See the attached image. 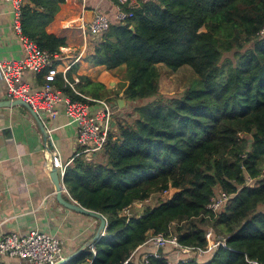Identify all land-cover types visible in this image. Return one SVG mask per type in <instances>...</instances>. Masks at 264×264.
Masks as SVG:
<instances>
[{"label":"trees","instance_id":"16d2710c","mask_svg":"<svg viewBox=\"0 0 264 264\" xmlns=\"http://www.w3.org/2000/svg\"><path fill=\"white\" fill-rule=\"evenodd\" d=\"M30 1L35 7L22 6L23 34L59 53L66 40L47 27L65 0ZM263 27L264 0H143L126 23L111 24L91 62L123 69L116 96L123 91L130 108L103 150L76 157L64 176L71 198L105 215L108 227L95 254L86 247L64 264H174L170 247L144 263L155 249L148 238L173 234L205 248L209 229L231 249L178 264H245L247 256L264 263ZM159 64L173 72L188 65L197 78L164 95ZM82 79L101 98L100 87ZM56 86L86 101L62 75ZM164 190L174 191L157 206L124 212ZM223 191L230 198L213 212L208 206Z\"/></svg>","mask_w":264,"mask_h":264},{"label":"crops","instance_id":"0c3cea01","mask_svg":"<svg viewBox=\"0 0 264 264\" xmlns=\"http://www.w3.org/2000/svg\"><path fill=\"white\" fill-rule=\"evenodd\" d=\"M135 1L140 5L143 0ZM23 2L24 5L35 7L30 0ZM89 10L94 13L101 11L108 15L112 24L117 23L114 0H87L85 5L82 0H65L60 4L55 20L47 27L48 32L66 40L56 65L59 75L67 77L69 74L72 82H75V88L81 85L87 91L84 94L76 88L79 95L85 98L90 112H100L102 105L99 101L104 100L113 105V116L121 121L130 107L127 101L123 108L117 104L123 94L121 91L116 96L121 80L120 69L109 71L105 65L91 62L101 38L83 30L82 23L86 22L85 15ZM15 19L13 0H0V58L3 60L19 59L26 55L13 27ZM82 77H88L100 87L101 98H94V86ZM20 82L27 83L32 91H39L44 83V73L25 71ZM6 100H9L7 85L0 82V101ZM56 106L60 110L56 118L44 116L42 119L52 143L50 147L46 146L42 131L31 113L19 106L0 107V235L13 232L25 235L37 229L61 239L62 255L69 256L95 236L100 221L67 208L57 199L56 186L50 176V151L54 145L62 161H70L71 164L81 146L77 140V123L64 112V103ZM113 120L115 126L116 121ZM63 196L67 200L71 199L64 190ZM173 254L175 258L176 254ZM22 263L16 257H0V264Z\"/></svg>","mask_w":264,"mask_h":264},{"label":"built area","instance_id":"2783aa9c","mask_svg":"<svg viewBox=\"0 0 264 264\" xmlns=\"http://www.w3.org/2000/svg\"><path fill=\"white\" fill-rule=\"evenodd\" d=\"M24 0H13L15 5L16 19L14 30L21 40L26 55L19 59L3 60L0 58V82H5L7 85V96L9 100L21 99L29 103L31 107L38 113L41 119L43 117L56 118L60 114V110L56 105L64 103V112L72 120L77 123V140L81 149L75 155L91 156L96 152H101L104 145L108 141L109 134L113 128L114 107L109 102L100 100L102 110L92 113L88 109V105L79 100H72L70 96L65 95L61 89L56 86V80L59 75V69L56 65L60 59V54H51L47 50L40 48L37 43L28 38L22 32L21 12ZM86 4L87 0H82ZM116 3L117 23H126V21L134 16V9L140 5L135 0H114ZM111 20L105 13L97 11L92 19L86 23L83 21L82 27L85 32L89 31L91 35L100 37L108 31L111 26ZM260 34L264 35V27ZM25 71H34L36 73H44V83L41 90L32 91L27 83H21L20 78ZM65 82L72 89L80 94L75 88V82L70 81L64 75ZM78 81V80H77ZM52 143L50 142V147ZM52 148V147H51ZM50 168H57L59 176L63 183L64 191L70 196L67 187L64 183V176L70 161L64 163L61 154L54 145L50 151ZM251 181V179H249ZM170 190H164L167 192ZM71 197V196H70ZM230 198V194L223 191L212 198L208 208L213 212H217ZM72 199V198H71ZM144 201H136L132 206L142 208ZM130 206L124 212L131 217L133 213L130 211ZM208 244L205 248L189 246L181 244L178 237L173 234L166 235L164 233L152 234L146 244L153 243L156 248L145 253L143 262L147 263L150 257H160V249L171 248V251L176 254L174 264L180 261L187 262L196 258L202 260L206 255H211L220 247L231 249L227 244V238L213 237V230L209 229L206 233ZM93 253H96L95 245L89 246ZM63 241L57 237L43 233L37 229L22 235L19 233H8L0 235V257H16L23 261L22 264H55L63 258ZM135 253V252H134ZM170 260V259H169ZM172 263V261L170 260ZM245 264H264L258 259L246 257Z\"/></svg>","mask_w":264,"mask_h":264},{"label":"water","instance_id":"95a60500","mask_svg":"<svg viewBox=\"0 0 264 264\" xmlns=\"http://www.w3.org/2000/svg\"><path fill=\"white\" fill-rule=\"evenodd\" d=\"M93 15H94V12L92 10L87 11L86 15H85L86 16L85 21L89 22L92 19ZM130 28L132 30H134V26H131ZM125 102H126V99L121 98L118 100L117 104L119 105V107L123 108V106L125 105ZM12 106H19L20 109L28 111L29 113H31L33 115V117L36 119V121H37V123H38V125L42 131L45 143L48 144V146H49V144H50L49 135L47 133L45 125H44L42 119L40 118V116L38 115V113L31 107V105L29 103L25 102L24 100H21V99H17V100H13V101L12 100L0 101V107H12ZM50 176L52 178L53 183L56 186L57 199L59 200L60 203H62L64 206H66L69 209L90 215L92 217L99 219V221H100V225H99V228H98L95 236L92 239H90V241H88L86 245L81 247L78 251H76L72 255L64 256L63 258H61L60 260H58L55 263V264H64L67 261H69L70 259H72L74 256L78 255L81 251L84 250V248L89 247L90 245L94 244L97 240H99L102 236H104L106 234V229L108 227V223H107V218L102 213L97 212L95 210L88 209L73 199H69V200L65 199V197L63 196V190H64L63 183H62V180L59 176V172H58L57 168L51 169Z\"/></svg>","mask_w":264,"mask_h":264},{"label":"rangeland","instance_id":"374dc122","mask_svg":"<svg viewBox=\"0 0 264 264\" xmlns=\"http://www.w3.org/2000/svg\"><path fill=\"white\" fill-rule=\"evenodd\" d=\"M159 70L161 73L160 92L164 95H178L179 93L184 92L188 87H190L193 81L197 78V75L188 65L182 66L179 70L173 72L170 69H168L165 65L161 64L159 66ZM118 72L121 78V76H123V69L118 70ZM113 119H115V121L116 120L118 121L119 118L113 116ZM126 121H129V118ZM173 191L174 190H170L167 192L153 193L151 197L144 203L142 208L132 206L130 208V211L133 214H136V213H141L147 206L155 207L160 202L168 199L173 194ZM177 224L178 222L172 223L171 224L172 229ZM170 253H171L170 260L173 263L176 257L174 258L173 252Z\"/></svg>","mask_w":264,"mask_h":264}]
</instances>
